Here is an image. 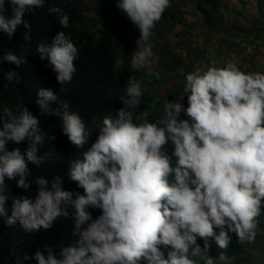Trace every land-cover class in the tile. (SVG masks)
<instances>
[{
  "label": "clouds",
  "instance_id": "obj_1",
  "mask_svg": "<svg viewBox=\"0 0 264 264\" xmlns=\"http://www.w3.org/2000/svg\"><path fill=\"white\" fill-rule=\"evenodd\" d=\"M175 1L118 0L117 8L140 31L130 58L133 73L145 70L159 78L150 59L154 53L149 37L156 35V23ZM46 4L47 0H0V42L12 40L21 25L27 30L24 39L31 40L34 24L25 15ZM49 12L59 16L61 27H69L70 17L59 6L49 7ZM36 53L48 61L45 68L56 73L59 84L71 83L79 52L70 36L60 31L50 42H40ZM2 58L17 67L26 62L10 49ZM225 58L238 59L231 54ZM15 79V71L7 72L0 94L8 99L19 95ZM48 82H42L36 104L41 116H51L65 146H51L50 154L44 152L50 142L46 118L39 119L26 107L18 114L3 108L0 217L8 226L19 223L30 235L51 230L59 218L71 219L73 227L70 241L58 250L45 246L26 254L24 260L34 259L37 264H199L196 258H201L204 264H214V259L204 257L213 241L227 248L230 234L240 242L256 240L258 217L264 215V71H244L228 62L224 67L186 73L179 97L165 100L162 113L151 121L150 110L157 101L137 111L148 87L135 75L129 78L125 95L119 97L123 107L98 122H89L80 106L46 88ZM177 83L170 80L161 94ZM185 96L187 107L181 102ZM182 114L188 118H181ZM9 142L19 146L9 150ZM169 142L174 146L171 156L166 148ZM75 146L83 151L69 160L67 175L83 193L66 190L60 176L51 181L37 177L34 197L8 192L6 184L14 181L18 188L31 191L29 164L38 168L48 156L51 161L70 159ZM89 209H99L101 214L93 218ZM222 263L226 262L219 260Z\"/></svg>",
  "mask_w": 264,
  "mask_h": 264
},
{
  "label": "trees",
  "instance_id": "obj_2",
  "mask_svg": "<svg viewBox=\"0 0 264 264\" xmlns=\"http://www.w3.org/2000/svg\"><path fill=\"white\" fill-rule=\"evenodd\" d=\"M117 2L118 0H47L45 7L25 15V19L29 21L30 17L34 24L31 40L24 39L23 33L27 30L21 25L12 40L5 39L6 44L0 42V88L3 89L2 79L9 71L17 73L18 79H15L14 85L19 87L16 90L19 95H11L9 99L6 94H0V113L5 106L17 114L18 110L26 107L39 119L45 117L50 142L44 152L50 154L48 148L65 146V141L51 121V116L40 115L36 99L43 81H50L46 88L52 89L62 100H67L73 106H80L83 116L89 122H98L105 116H114L123 107L119 97L125 95L127 82L135 75L142 85L148 87L137 111L143 110L154 100L157 101L156 107L150 110L151 121L160 116L165 100H176L179 97L184 87L185 74L200 69H195V59L200 61L204 56L213 55L222 60L231 54L242 62L241 70L264 71V52L259 54L260 49L256 47L247 52L248 47L255 45L260 38L264 48V0H176L170 4L161 20L156 23V35L149 37L154 53L150 59L154 62V72L158 73L159 78L149 75L145 70L136 73L130 70L128 58H131L137 48L140 31L123 12V21L115 25L121 11L116 6ZM51 6H59L69 15L68 28L59 25V16L49 12ZM92 10L96 11L94 20L87 16V12L91 13ZM160 23L166 24L169 33L174 32L173 41L165 38L166 33L160 29ZM178 26L181 27L179 30ZM60 31L70 36L79 52L74 61L77 71L71 83L64 85L58 83L54 71L51 74L45 68L49 65L48 61L41 60L36 53L40 42H50ZM7 49L22 56L26 61L24 65L17 67L4 60L2 57ZM122 60L124 65H120ZM201 65L202 63L200 67ZM173 79L178 83L169 87L167 93L161 94V89ZM181 102L185 107L188 106L186 96ZM181 118L188 117L182 114ZM45 136L47 137L46 134ZM52 136L55 140L51 139ZM96 138L97 135L90 137L89 146ZM18 146L14 142L7 145L9 150ZM87 146L85 145V149ZM22 148L24 151L27 146ZM166 148L171 156L174 146L169 142ZM79 151L83 149L75 146L70 159L56 158L51 161L48 156L38 168L29 164L32 172L28 177L32 183L31 191L25 192L18 188L16 181L12 180L14 182L6 184L8 192L34 197L38 190L34 183L37 177L44 176L51 181L60 176L66 190L83 193L67 175L69 160L75 158ZM175 162L176 158L172 157L173 166ZM89 210L93 218L101 214L99 209ZM72 227L71 219L59 218L51 230L30 235L21 230L19 223L8 226L4 217H0V264H37L34 259L26 261L23 257L26 254L32 255L45 246H53L58 250L59 245L70 241ZM255 231L256 240L253 243L246 240L240 242L235 234H230L232 239L227 248H220L213 241L204 257L214 259V264H219V260L226 262L222 264H230L231 259H234L232 264H262L263 259L258 258V255L264 257V215L258 217ZM198 243L203 246L202 240H198ZM222 254L223 259L220 258ZM196 259L199 264H204V259Z\"/></svg>",
  "mask_w": 264,
  "mask_h": 264
},
{
  "label": "rangeland",
  "instance_id": "obj_3",
  "mask_svg": "<svg viewBox=\"0 0 264 264\" xmlns=\"http://www.w3.org/2000/svg\"><path fill=\"white\" fill-rule=\"evenodd\" d=\"M223 1H225V0H223ZM233 2H231V4H232ZM96 15V11L95 10H92V12L91 13H89V16H91L92 18L94 17ZM121 15H123L122 14V11H120L119 13H118V20L116 21V24L115 25H119L123 20H122V16ZM181 27L180 26H178V28H177V30H179ZM161 29L163 30V32H165L166 34H165V38H167V40H171V41H173V39H174V32L172 33H169L168 32V30L166 29V25L165 24H162L161 25ZM176 30V31H177ZM153 31H154V29H153ZM245 43H247V42H245ZM245 45V44H244ZM263 46V44H262V42H261V38L259 39V40H257L256 41V43H255V45H252V46H250V47H248V49H247V52H251V51H253V50H255V47L258 49H260L259 50V54H261V52L263 53L264 52V48L262 47ZM244 55H245V53H244ZM128 59H130V58H128ZM228 62H235V63H237V65L240 67V66H242V62L239 60V59H228V58H225L223 61H218V60H216L214 57H213V55H210V56H204V58L202 59V60H200V61H197V59H195V62H194V65L196 66V68L195 69H197V68H205V69H201V70H207V68L208 67H210V66H214V67H224ZM200 63H202V65H201V67H200ZM122 64H124V60H122L121 62H120V65H122ZM242 68H244L245 69V67L243 66ZM258 258H260V259H263L264 260V257H262V256H260V255H258Z\"/></svg>",
  "mask_w": 264,
  "mask_h": 264
}]
</instances>
